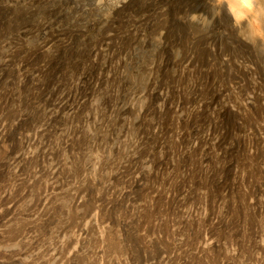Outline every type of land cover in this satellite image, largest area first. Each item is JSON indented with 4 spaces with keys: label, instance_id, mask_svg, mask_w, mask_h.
<instances>
[{
    "label": "bare ground",
    "instance_id": "6f19581e",
    "mask_svg": "<svg viewBox=\"0 0 264 264\" xmlns=\"http://www.w3.org/2000/svg\"><path fill=\"white\" fill-rule=\"evenodd\" d=\"M104 1L120 12L134 2ZM221 1L164 4V25L176 27L183 55L165 61L161 81L148 67L136 70L134 50L113 37L66 62L47 58L44 39L21 57L14 40L43 34L27 20L7 23L0 35V264H243L246 163L256 155L264 165V127L251 115L264 88V51L256 42L220 45L211 3L231 33L258 5ZM43 57L41 68L31 66ZM126 71L142 74L138 96L127 92ZM260 175L263 188L264 167Z\"/></svg>",
    "mask_w": 264,
    "mask_h": 264
},
{
    "label": "rangeland",
    "instance_id": "374dc122",
    "mask_svg": "<svg viewBox=\"0 0 264 264\" xmlns=\"http://www.w3.org/2000/svg\"><path fill=\"white\" fill-rule=\"evenodd\" d=\"M73 1L81 2L79 4L72 3V0H0V35L6 30L5 26L8 22L11 24L14 19L27 20L38 26V31H40L43 35L38 36L35 33L30 36L20 38L17 41L14 40V45L21 53L20 56H28L34 53L35 47L40 42V39H44L48 41V51L46 52L47 58L49 60L61 58L65 62L85 52V50H88V47H91L96 42L113 37L115 38L114 40L123 41L121 43L129 45L134 50L136 53L134 59L136 60L137 66L140 67L136 70L140 71V69L148 67L152 70V75L154 79H157V81L158 79H160L159 81L162 80V77H159V75L161 76L160 70L165 65L164 63L166 60H178L182 57L183 52L181 48L176 46L174 41L177 32L175 29L176 27H167L164 25V20H166V14L168 13V9L164 7V4H170L171 0H133L134 2H132L130 8L121 12L114 8L111 3L104 0H96L95 7L86 5V2L82 0ZM218 1V3H222L221 0ZM257 3L258 5H256V9L252 17L241 18L237 31L235 30L233 33L229 32V30H224L225 27L222 26V24L220 25L222 22L220 18L223 17L221 13L220 15L218 14L216 3H211V28L214 32L216 31L215 33L218 36H220L219 38L222 42H220V45L228 48V46H236V44L240 43L255 44L256 42L254 46L260 48L258 51L261 49L264 51V0H257ZM156 18H158V23L154 21ZM47 24L50 26H48L50 28L48 31L44 30ZM251 33L255 36L253 39L254 41L252 40L253 36H250ZM7 36L12 38L9 34ZM54 36L60 38L56 44L52 41V37ZM196 36L197 35L194 37ZM45 61H47V59L43 57L39 64H32L31 66H38L41 68ZM241 67L245 72L248 71V69L250 70V68L253 70V67L247 64H243ZM26 69H30V67L27 66ZM260 69L262 70L261 72L264 73V68H262V66ZM231 71L232 75L236 74L234 73V69ZM140 72H125V79L128 82L127 92L131 96H138L141 91L144 80ZM234 93L236 94L233 95ZM236 95L238 96L240 93H238V91H233L231 96L234 99L237 97ZM256 95H258L259 99L256 101L253 110L254 113L252 112L251 115L253 114L252 117L254 116L253 118L257 122L259 121L258 124L260 125V129H262L264 127V88L256 93ZM142 101L144 102V100L141 99V103L139 102V105L143 103ZM226 128L228 129V127H225L223 133H226ZM262 130H264V128ZM133 134L134 132L130 134L131 137ZM254 157L256 158V155H254ZM224 158L225 161L230 160V157L228 158L227 155ZM255 158L254 163H246L248 168H246V170L250 175L251 188L253 189L250 188L246 191L249 193V196L247 193L246 198H248L244 201L245 203L243 202V210L245 209L248 211H243L244 228L246 229H244V231H248L247 233L245 232L246 239L244 238L243 240V242L245 241L247 244L245 245V243L243 244L242 242V249L245 252L242 250L243 256L241 255L242 258L240 261H242L243 264H252V262L253 264H264V225L262 224V219H264V187H261L259 181L261 180L260 170L264 167V165L259 159ZM254 178L258 179L256 180V183L259 182L258 184L255 183ZM98 179L101 183H104L106 181L105 174H101ZM258 187L260 189H258ZM250 191L253 192V195H257L253 196L250 194ZM250 195L253 196L255 200L258 199V201L256 200L258 204ZM250 197L251 199H249ZM249 200H252L251 203ZM256 204L259 205L258 208L256 207ZM253 208L256 209V211H254ZM249 212L251 213V216ZM245 255H247L248 258L245 257ZM249 256H252L253 260H251L252 258H249ZM244 258L246 260L249 259V261L247 262ZM250 260L252 262H250Z\"/></svg>",
    "mask_w": 264,
    "mask_h": 264
}]
</instances>
